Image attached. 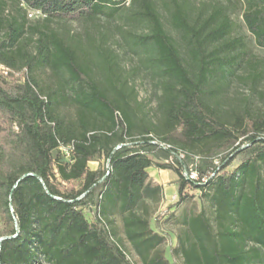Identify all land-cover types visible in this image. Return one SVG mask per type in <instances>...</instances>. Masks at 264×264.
<instances>
[{"label":"trees","instance_id":"obj_1","mask_svg":"<svg viewBox=\"0 0 264 264\" xmlns=\"http://www.w3.org/2000/svg\"><path fill=\"white\" fill-rule=\"evenodd\" d=\"M237 1L264 49V0ZM128 2L132 19L147 22L149 31L121 28L123 37L134 54L155 51L147 62L163 79L158 121L141 111L111 47L87 45L52 26L114 19ZM165 8L181 43L153 0H0V63L10 69L8 77L0 72V264H135L116 239L115 214L142 264H175L147 207L140 212L164 194L150 167L178 176L175 205L196 191L203 201L199 212L183 217L172 249L181 264H264V92L261 105L241 112L217 103L238 67L246 64V80L257 84L264 62L233 36L224 6L196 16L182 0H166ZM33 12L40 17L31 21ZM18 73L22 79L13 78ZM68 106L75 108L72 119ZM70 144L68 156L61 147ZM226 147L223 158L207 154ZM238 154L241 162L229 170ZM192 164L197 180L185 174Z\"/></svg>","mask_w":264,"mask_h":264},{"label":"rangeland","instance_id":"obj_2","mask_svg":"<svg viewBox=\"0 0 264 264\" xmlns=\"http://www.w3.org/2000/svg\"><path fill=\"white\" fill-rule=\"evenodd\" d=\"M158 12L162 15L165 29L181 43L180 34L171 26L169 13L165 8L166 0H153ZM186 3L192 15L196 16L199 13L207 14L213 6L222 5L226 8L231 19L234 21V37H241L246 43V47L251 57L254 60L258 59L264 62V49L256 45L254 37L245 26L242 13L243 4L237 0L228 2L227 0H182ZM135 7L127 3V7L121 11V14L114 19H109L100 16L94 21L90 20H76V21H55L53 27L58 29L63 34L74 36L83 40L87 45L88 42L102 43L111 47L119 58V63L123 68L124 75L129 79V86L134 87L137 99L140 104L141 111L147 115L148 119L158 121L160 118L159 104L161 100V83L162 77L155 67H150L147 60L155 56V51L150 47L147 50H141L138 54H134L129 49L121 28L135 32L137 34H145L149 31L148 23L142 20H133L131 13ZM40 17L33 12L29 15V19L33 21ZM249 69L246 64L238 67L236 75L231 78L229 86L218 96L217 103L223 108L225 112H241L248 106H259L262 104L260 92H264V79L253 84L251 80H246L249 74ZM46 79L52 78L48 71L45 72ZM23 73H18L13 76L15 79H22ZM97 77L100 76L97 74ZM65 111L70 119L75 117V108L68 106ZM231 151L230 147L221 150H212L207 154L209 156L224 157ZM242 154H238L229 170L234 169L242 160ZM159 161H164L159 158ZM219 163V162H218ZM94 165V163H92ZM159 170V169H158ZM164 194L159 203L148 201L140 209L142 212L144 207L149 210L151 225L155 231L166 236L167 241L163 244L162 250L165 256L175 264H181L179 257L172 256V249L178 245V235L183 229L182 220L184 215L197 213L203 206V201L200 199V194L196 191L191 200L184 201L181 204H176L178 200V178L177 180L166 178L163 184ZM194 191V190H192ZM208 207V204L205 205ZM93 208L87 206L85 213L91 221H95ZM115 220V227L117 228L118 241H121L122 246L126 250L130 260L135 264H142L139 258L133 252L131 245L125 239L122 222L119 215L115 214L112 217ZM0 216V232L5 228L2 225Z\"/></svg>","mask_w":264,"mask_h":264},{"label":"built area","instance_id":"obj_3","mask_svg":"<svg viewBox=\"0 0 264 264\" xmlns=\"http://www.w3.org/2000/svg\"><path fill=\"white\" fill-rule=\"evenodd\" d=\"M30 15H32V14H30ZM0 72H1V74L4 75L5 77H8L9 74H10V69H9L8 67H6L5 65H3V64L0 63ZM161 146H163V147H167V148L170 147L169 145H164V144H161ZM61 150H62L63 152H65L66 155L69 156L70 153H71V151L73 150V145L70 144V145H68V146H66V147H61ZM178 157H179L181 160H183V159L186 158V154L183 153V152H181V153L178 155ZM193 159H194V161H195V163H196V162L199 161V156L195 155V156H193ZM185 174H186V176H187L190 180H197V179H198V173H197V171L195 170V168H193V164L190 166V170H188L187 168L185 169Z\"/></svg>","mask_w":264,"mask_h":264},{"label":"crops","instance_id":"obj_4","mask_svg":"<svg viewBox=\"0 0 264 264\" xmlns=\"http://www.w3.org/2000/svg\"><path fill=\"white\" fill-rule=\"evenodd\" d=\"M94 163V165H92ZM99 166L98 162H91L90 167L96 169ZM148 173L153 182L163 185L166 178L177 180L178 176L172 170H161L154 167L148 168ZM178 190V188H177Z\"/></svg>","mask_w":264,"mask_h":264}]
</instances>
